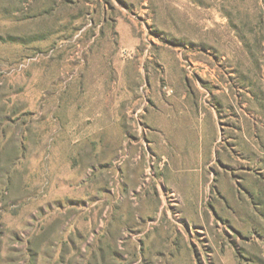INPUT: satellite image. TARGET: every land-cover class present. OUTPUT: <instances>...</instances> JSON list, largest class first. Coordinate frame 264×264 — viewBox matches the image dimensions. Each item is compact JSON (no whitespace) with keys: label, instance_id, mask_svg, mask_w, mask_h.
I'll return each mask as SVG.
<instances>
[{"label":"rangeland","instance_id":"obj_1","mask_svg":"<svg viewBox=\"0 0 264 264\" xmlns=\"http://www.w3.org/2000/svg\"><path fill=\"white\" fill-rule=\"evenodd\" d=\"M0 264H264V0H0Z\"/></svg>","mask_w":264,"mask_h":264},{"label":"crops","instance_id":"obj_2","mask_svg":"<svg viewBox=\"0 0 264 264\" xmlns=\"http://www.w3.org/2000/svg\"><path fill=\"white\" fill-rule=\"evenodd\" d=\"M176 93L177 95L166 94L165 97L162 98L165 108H162L159 123L160 132L163 136L164 134L172 135L173 133H180L183 137L180 130L185 129V127L190 130L195 119L197 120L198 118H210L214 129H216V111L211 104L210 108H204V110L200 107L198 91L195 87L181 85L178 87ZM174 103L176 104V107L173 106ZM187 118L188 120H186ZM183 139L185 140L184 137ZM206 140H209V137H207ZM204 147L206 146L204 145ZM211 149V152L214 153L213 146ZM187 157H190V155H187ZM199 157V160L202 161L203 154Z\"/></svg>","mask_w":264,"mask_h":264}]
</instances>
